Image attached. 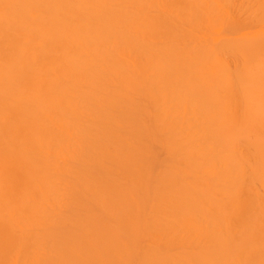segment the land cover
Returning <instances> with one entry per match:
<instances>
[{"label": "bare ground", "instance_id": "1", "mask_svg": "<svg viewBox=\"0 0 264 264\" xmlns=\"http://www.w3.org/2000/svg\"><path fill=\"white\" fill-rule=\"evenodd\" d=\"M0 264H264V0H0Z\"/></svg>", "mask_w": 264, "mask_h": 264}]
</instances>
